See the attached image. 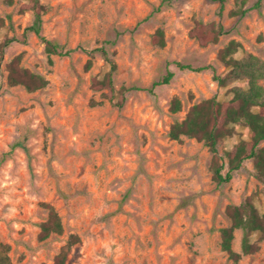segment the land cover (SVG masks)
Instances as JSON below:
<instances>
[{
  "label": "rangeland",
  "instance_id": "rangeland-1",
  "mask_svg": "<svg viewBox=\"0 0 264 264\" xmlns=\"http://www.w3.org/2000/svg\"><path fill=\"white\" fill-rule=\"evenodd\" d=\"M41 2L48 7L42 34L72 50L69 56L50 55L28 30L34 14L20 11L28 0H0V258L56 264L66 252L65 264H264L259 233L253 235L259 251L239 262L221 246L230 205L252 197L264 214V184L254 161L218 185L209 148L169 136L196 103L228 101L234 87H248L243 80L217 82L216 75L229 72L219 53L235 40L241 45L236 58L264 60V0ZM241 9L246 13L236 14ZM199 21L224 27L218 43L203 47L190 36ZM160 29L164 47L153 44ZM103 47L118 64L116 90L131 89L121 107L91 86V78L111 69L101 52H93ZM18 55L23 67L48 80L46 88L29 92L8 84L6 66ZM177 62L210 68L181 70ZM169 73V84L154 85ZM174 98L183 102L179 113L171 110ZM250 138L241 123L220 142L225 174V153ZM45 205L58 211L64 229L42 241ZM73 236L80 242L71 243ZM242 236L236 230L239 252Z\"/></svg>",
  "mask_w": 264,
  "mask_h": 264
},
{
  "label": "trees",
  "instance_id": "trees-1",
  "mask_svg": "<svg viewBox=\"0 0 264 264\" xmlns=\"http://www.w3.org/2000/svg\"><path fill=\"white\" fill-rule=\"evenodd\" d=\"M222 5L225 0H214ZM247 0H242L245 4ZM162 6V5H161ZM48 7L41 0H28L23 4L21 12L32 11L34 14L33 24L28 30L36 33L41 42L46 46V51L50 55L69 56L73 51L66 50L65 47L57 42L46 38L42 34L43 15ZM246 10H240L236 14H245ZM4 20L0 19V28L4 26ZM224 33V27L216 23H204L199 21L190 32V36L197 40L201 46L207 47L210 44L219 42ZM113 43V42H112ZM165 33L158 30L153 36V44L164 47L166 44ZM240 43L231 41L219 53V60L224 63L229 72L226 77L216 75L215 79L221 86H227L228 82L233 80H243L248 84L247 88L234 87L232 89L233 97L228 101H220L217 97L203 100L191 107L186 118L175 122L169 132L172 140L182 141L184 137L196 139L203 142L206 147L214 154L211 170L213 179L218 185L230 182L235 171L241 169L247 160L254 161L257 178L264 184V60L256 55H249L243 59L236 58L240 49ZM2 52V51H1ZM93 52H101L104 58L110 63L111 69L104 78H91L92 88L95 91H105L104 97L111 102H115L121 107L127 101L128 92L131 90L122 87L120 91L115 88V74L118 64L106 48H98ZM181 70L193 72H202L208 70L209 66H194L177 62ZM92 66V61L87 63V68ZM8 71V84L10 86H23L29 92H36L44 89L49 84L43 75L32 72L30 69L22 66V55L13 58L6 66ZM174 77L173 73L154 85L159 86L169 84ZM1 78V73H0ZM1 87V79H0ZM93 106L97 103L93 101ZM173 113H179L183 110V102L180 98H174L171 105ZM244 124L251 131L249 140H241L226 154L228 159L229 171L224 173L225 164L222 163L218 153V146L221 141L231 137L235 133V125ZM17 146L24 147L23 143ZM49 210V217L41 225L40 239L47 240L52 235L63 233L62 218L58 211L50 205H45ZM227 216L230 225L221 229L222 250L228 254L230 260L239 262L244 256L253 255L259 251L260 246L253 241V235L261 234L264 239V214H261L255 205L252 197H248L240 205H230L227 208ZM236 230L243 232L241 252L234 247ZM80 242L79 236H73L71 243ZM67 253L63 252L56 259V264H65ZM0 264H12L7 256L0 258Z\"/></svg>",
  "mask_w": 264,
  "mask_h": 264
}]
</instances>
